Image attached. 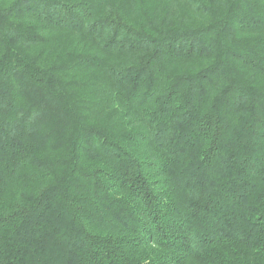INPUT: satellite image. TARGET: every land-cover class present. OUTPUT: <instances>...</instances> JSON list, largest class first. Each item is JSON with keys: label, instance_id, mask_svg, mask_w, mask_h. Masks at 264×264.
Masks as SVG:
<instances>
[{"label": "trees", "instance_id": "1", "mask_svg": "<svg viewBox=\"0 0 264 264\" xmlns=\"http://www.w3.org/2000/svg\"><path fill=\"white\" fill-rule=\"evenodd\" d=\"M0 264H264V0H0Z\"/></svg>", "mask_w": 264, "mask_h": 264}]
</instances>
